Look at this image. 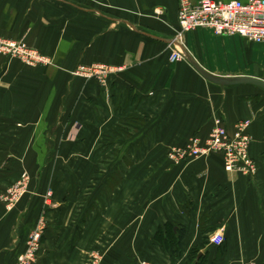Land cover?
<instances>
[{"label": "crops", "instance_id": "obj_1", "mask_svg": "<svg viewBox=\"0 0 264 264\" xmlns=\"http://www.w3.org/2000/svg\"><path fill=\"white\" fill-rule=\"evenodd\" d=\"M178 4L0 0V38L50 62L0 56V194L30 178L13 207L0 201V264L16 263L40 217L36 264H89L93 251L104 264H186L194 254L206 264H264V99L253 85L220 86L197 69L259 78L253 44L196 29L184 37L187 55L170 62ZM92 65L111 70L104 84L72 75ZM214 116L230 135L248 123L254 176L226 173L219 154L168 157L204 139ZM168 230L170 247L156 239Z\"/></svg>", "mask_w": 264, "mask_h": 264}, {"label": "built area", "instance_id": "obj_2", "mask_svg": "<svg viewBox=\"0 0 264 264\" xmlns=\"http://www.w3.org/2000/svg\"><path fill=\"white\" fill-rule=\"evenodd\" d=\"M196 29H205L217 37L238 36L251 44H264V0H248L246 2L202 0L191 3L189 0H179L177 10V30L171 45L173 51L170 61L176 62L184 57L182 47L187 33ZM0 54L9 55L21 60L27 66L49 64V60L37 51L28 49L21 43L0 38ZM111 70L103 65L77 67L72 75L87 79L94 77L100 84ZM211 130L204 139L194 136L186 146L171 148L168 157L174 162L189 161L207 157L212 153L222 157L223 168L226 173H236L241 176L252 177L256 174L255 161L249 154L251 137L247 132L248 123H238L235 132L230 135L224 121L212 117ZM28 183V177L23 174L18 182L0 195V201L6 207L13 206L18 196ZM44 217H40L36 226L29 232L25 241L24 250L17 257L16 264H36L41 241L45 230ZM215 246L224 243L222 229L210 240ZM141 264H150L143 261Z\"/></svg>", "mask_w": 264, "mask_h": 264}, {"label": "rangeland", "instance_id": "obj_3", "mask_svg": "<svg viewBox=\"0 0 264 264\" xmlns=\"http://www.w3.org/2000/svg\"><path fill=\"white\" fill-rule=\"evenodd\" d=\"M3 39V38H2ZM4 40H7V39H4ZM9 41H13V42H17V43H21V41H15V40H9ZM22 44V43H21ZM26 47V46H25ZM252 51H253V53H255V58H256V60L254 59V63L252 64L253 65V73L255 74V75H257V76H259V79H262V80H264V44H260V45H255V44H253V46L251 45L250 47H249ZM28 49H30V48H28ZM32 50H35V49H32ZM41 55V54H40ZM0 56H2V57H7V58H9V59H17V58H12L11 56H9V55H2V54H0ZM18 61H20L21 63H23L21 60H19V59H17ZM24 64V63H23ZM26 65V64H25ZM36 65H42V64H36ZM33 66H35V65H32V67ZM256 91H258V93H259V98L260 99H264V91H262L261 89L260 90H257V89H255ZM263 107H264V105H263ZM249 150H250V147H249ZM252 158V157H251ZM253 159V158H252ZM254 160V159H253ZM255 161V160H254ZM23 174H26L27 175V177H28V183L26 184V187L23 189V191H22V193L18 196V200H17V202L21 199V198H23V196L25 195V193L27 192V190H28V186H29V182H30V178H29V175L27 174V173H22L21 175H20V178H21V176L23 175ZM243 177H246V176H243ZM250 177V176H249ZM20 178H19V180H20ZM18 180V181H19ZM17 181V182H18ZM16 183V182H15ZM14 183V184H15ZM13 184V185H14ZM12 186V185H11ZM10 186V187H11ZM10 187H8L7 189H9ZM7 189L5 190V192L4 193H1L0 195H3V194H5L6 193V191H7ZM16 202V203H17ZM4 203V202H3ZM16 203H13V206L16 204ZM13 206H10V207H7L8 209L9 208H11V207H13ZM38 220H39V218H38ZM38 220L36 221V223H35V225H34V227L36 226V224H37V222H38ZM45 221V220H44ZM46 225V224H45ZM33 227V228H34ZM32 228V229H33ZM31 229V230H32ZM30 230V231H31ZM29 231V232H30ZM45 231V230H44ZM29 234V233H28ZM169 243V242H168ZM169 247V246H168ZM22 253V252H21ZM20 253V254H21ZM19 254V255H20ZM18 255V256H19ZM17 256V257H18ZM89 256H90V260H89V264H104V255H103V252H95V251H93V252H91V253H89ZM143 261H146V260H143V259H141L140 261H139V264H141ZM147 263H150V264H152L151 262H149V261H146ZM16 264V263H15Z\"/></svg>", "mask_w": 264, "mask_h": 264}, {"label": "water", "instance_id": "obj_4", "mask_svg": "<svg viewBox=\"0 0 264 264\" xmlns=\"http://www.w3.org/2000/svg\"><path fill=\"white\" fill-rule=\"evenodd\" d=\"M183 51V54L186 56L185 48H181ZM198 71L201 73V75L206 78L208 81L220 85V86H230V85H253L262 91H264V80L259 78H253V77H238L233 79H217L214 77H211L209 74L205 73L201 69L197 68Z\"/></svg>", "mask_w": 264, "mask_h": 264}, {"label": "trees", "instance_id": "obj_5", "mask_svg": "<svg viewBox=\"0 0 264 264\" xmlns=\"http://www.w3.org/2000/svg\"><path fill=\"white\" fill-rule=\"evenodd\" d=\"M170 230H168V236L167 237H157L156 239L158 240V241H160L162 244H164L166 247H170V245H171V241H170ZM182 237H183V235H182V233H180V236L177 238V247H178V249H180L181 248V240H182ZM169 242V243H168ZM172 256L173 257H180L181 256V253L179 252V251H174V252H172ZM186 264H206V259H204L203 257H200V258H197L196 257V254H194V255H192L191 257H190V259H189V261H188V263H186Z\"/></svg>", "mask_w": 264, "mask_h": 264}, {"label": "bare ground", "instance_id": "obj_6", "mask_svg": "<svg viewBox=\"0 0 264 264\" xmlns=\"http://www.w3.org/2000/svg\"><path fill=\"white\" fill-rule=\"evenodd\" d=\"M170 62H171V61H170ZM211 128H212V127H211ZM211 128H210V130H211ZM210 130H209V131H210ZM186 144H187V143H186ZM186 144H185L184 146H186ZM184 146H182V147H184ZM212 154H215V153H212ZM210 155H211V154H210ZM210 155H209V156H210ZM207 157H208V156H207ZM203 158H206V157H203ZM200 159H202V158H200ZM192 160H197V159H192ZM192 160H189V161H192ZM222 162H223V161H222Z\"/></svg>", "mask_w": 264, "mask_h": 264}]
</instances>
